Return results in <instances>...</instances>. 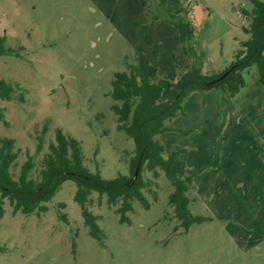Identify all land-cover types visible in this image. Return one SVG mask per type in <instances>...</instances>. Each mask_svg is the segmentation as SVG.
I'll use <instances>...</instances> for the list:
<instances>
[{
  "label": "rangeland",
  "instance_id": "rangeland-1",
  "mask_svg": "<svg viewBox=\"0 0 264 264\" xmlns=\"http://www.w3.org/2000/svg\"><path fill=\"white\" fill-rule=\"evenodd\" d=\"M253 8L252 0H0V35L21 53L0 57V80L20 84L26 100L0 101V137L21 150L16 175L28 154L40 168L57 129L81 142L91 172L127 175L135 143L112 111L115 73L143 53L176 82L191 64L171 22L179 10L192 22L203 73H220L250 38L242 11ZM243 74L246 86L233 98L219 89L190 93L166 122L172 131L156 137L167 155L181 152L193 177L189 208L207 221L185 232L162 173L147 193L150 208L134 202L129 223L93 194L99 241L75 201L77 185L67 181L42 213H14L4 201L0 264H264V88L257 67Z\"/></svg>",
  "mask_w": 264,
  "mask_h": 264
},
{
  "label": "trees",
  "instance_id": "trees-1",
  "mask_svg": "<svg viewBox=\"0 0 264 264\" xmlns=\"http://www.w3.org/2000/svg\"><path fill=\"white\" fill-rule=\"evenodd\" d=\"M252 3V11H242L248 22L243 30L250 38L240 42L241 47L234 61L222 72L211 76L203 73L204 63L196 49L194 28L182 16L184 11L179 10L171 16V22L178 31L184 54L191 64L176 82L162 78L143 53H137L134 62L126 64L125 71L115 73L111 97L116 103L112 111L117 116L118 130L135 143L127 175L120 174L116 179L106 180L99 172H91L84 165L81 142L68 137L60 129L56 130L55 141L50 143L40 168L34 157L28 154L16 175L21 150L16 148L14 139L0 137V212L6 199L10 201L14 213L21 211L25 215H32L45 212V204L55 197L65 182L72 181L77 185L75 201L81 206L90 235L101 241L103 232L98 225L99 217L89 209L95 203L93 194H99L100 205L106 196L108 206L116 207L120 222L129 223L128 214L134 210V202H139L145 209L150 208L147 193H154L163 173L172 188L168 203L185 232L193 225L207 221L205 217L194 215L189 208L196 201L191 196L193 177L187 174L186 163L180 158L181 152L167 155L156 137L172 131L166 122L181 113L184 99L192 92L219 89L233 98L246 86L244 71L254 66L264 88V1L252 0ZM7 41L6 35H0V57H20L21 53L8 47ZM230 70L223 80L209 84ZM17 99L26 102L20 84L0 80V101L12 102ZM5 116V108L0 106V120L6 123ZM47 131L48 124H45L42 136L37 137L38 153L44 150L43 136ZM146 172L151 173L152 178L146 177ZM60 207L64 208V205Z\"/></svg>",
  "mask_w": 264,
  "mask_h": 264
},
{
  "label": "water",
  "instance_id": "water-1",
  "mask_svg": "<svg viewBox=\"0 0 264 264\" xmlns=\"http://www.w3.org/2000/svg\"><path fill=\"white\" fill-rule=\"evenodd\" d=\"M230 72H231V70L228 71L227 73H225V74H224L222 77H220L219 79H216V80H214V81H212V82H209V84H216L217 82H219V81L223 80L225 77H227L228 74H229ZM137 175H138V170L136 171L135 178H137Z\"/></svg>",
  "mask_w": 264,
  "mask_h": 264
},
{
  "label": "crops",
  "instance_id": "crops-1",
  "mask_svg": "<svg viewBox=\"0 0 264 264\" xmlns=\"http://www.w3.org/2000/svg\"><path fill=\"white\" fill-rule=\"evenodd\" d=\"M188 21H190L191 22V20H188ZM192 23V22H191ZM204 62V71L206 70L205 68H206V63H205V61H203ZM189 65H190V63H189Z\"/></svg>",
  "mask_w": 264,
  "mask_h": 264
}]
</instances>
